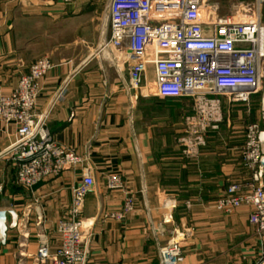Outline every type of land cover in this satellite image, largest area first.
Returning a JSON list of instances; mask_svg holds the SVG:
<instances>
[{"label": "crops", "instance_id": "1", "mask_svg": "<svg viewBox=\"0 0 264 264\" xmlns=\"http://www.w3.org/2000/svg\"><path fill=\"white\" fill-rule=\"evenodd\" d=\"M108 1L0 0V90L11 93L29 67L47 57L52 67L40 82L36 113H48L55 143L90 167L94 184L82 214L86 264H159V249L175 231L189 235L182 264H255L261 245L248 221L250 208L223 215L213 203L229 185L249 183L241 149L249 124L264 129V83L247 103L224 101L219 130L207 134L195 159L185 158L172 141L180 132L173 120L185 110L160 111L158 125L145 115L166 104L187 109L189 101L127 89L126 69L98 52L109 37ZM152 81L149 69L146 82ZM15 141L14 125L0 120V211L15 213V220L7 215L0 221V264H36L38 235L50 237L52 250L58 244L55 223L82 177L79 170L65 171L32 190L18 186L12 158L5 155ZM108 172L120 176L121 190L106 188ZM126 194L134 198V211L111 218Z\"/></svg>", "mask_w": 264, "mask_h": 264}, {"label": "built area", "instance_id": "2", "mask_svg": "<svg viewBox=\"0 0 264 264\" xmlns=\"http://www.w3.org/2000/svg\"><path fill=\"white\" fill-rule=\"evenodd\" d=\"M212 1L109 0V37L98 47L120 71L126 69L127 89L162 100L189 101L192 113L185 117V131L177 139L187 159L197 156L210 131L218 130L224 101L247 103L264 83V26L260 22L264 0L247 5L245 12L251 10L252 14L236 20L219 18L217 4ZM51 67L47 57L41 58L19 78L11 93L0 90V120L14 125L16 134L5 155L14 163L16 184L28 190L65 171L79 170L81 182L71 188L66 214L55 223L58 244L52 250L50 237L41 232L34 261L86 264L82 214L85 197L94 184L90 167L87 159L55 143L47 128L48 113H36L39 85ZM149 69L153 72L150 84L146 82ZM241 162L249 172V183L229 185L213 208L223 215L250 208L248 221L261 245L255 264H264V129L257 124L245 129ZM105 181L110 191L123 188L116 173L108 172ZM134 209L133 196L126 194L121 211L110 217L122 220ZM165 209H174V204ZM167 213L165 222L171 220L170 211ZM7 215L15 220L13 211H0V221ZM187 236V231H175L170 242L159 249V264H182Z\"/></svg>", "mask_w": 264, "mask_h": 264}, {"label": "rangeland", "instance_id": "3", "mask_svg": "<svg viewBox=\"0 0 264 264\" xmlns=\"http://www.w3.org/2000/svg\"><path fill=\"white\" fill-rule=\"evenodd\" d=\"M213 3L217 4V7H218L217 16L219 18H226V17H230L231 18V17H233L234 20L241 19V18H243L244 15L248 17L249 14H252V11L250 10V12H245L247 10L246 9L247 5H249V6L254 5L255 6V0H213L212 4ZM262 7H264V5H261L260 12H262L261 11ZM243 9H244V11H243ZM244 19H246V18H244ZM190 108L186 109L184 106L180 107L177 104L162 105L161 107L159 106L158 108H153L152 109L153 114L145 115V121L149 122L151 120H155L156 121L155 124L158 125L159 124L158 119H160L161 116L163 115V113L160 112V111H162L164 109H168V110H172L173 113H175L177 111V109L185 110L184 114L180 115V117H176L177 119L173 120L174 124L177 122L176 125H178V128L180 130V132L178 134L175 133L173 135L172 141L175 144V143H177V139L180 136H182L183 131H185L184 130L185 122H183V121H184L185 117H187L190 113H192ZM154 109H156V110H154ZM186 110L188 111V113H189V110H190V113L187 114V115H185ZM175 127H177V126H175ZM175 127H173L172 129H174ZM218 130H219V128H218ZM244 137H245V134H244ZM244 143H245V138H244ZM195 158L196 157H192L190 159H195ZM233 213H235V212H233Z\"/></svg>", "mask_w": 264, "mask_h": 264}, {"label": "trees", "instance_id": "4", "mask_svg": "<svg viewBox=\"0 0 264 264\" xmlns=\"http://www.w3.org/2000/svg\"><path fill=\"white\" fill-rule=\"evenodd\" d=\"M206 137H207V135H206Z\"/></svg>", "mask_w": 264, "mask_h": 264}]
</instances>
